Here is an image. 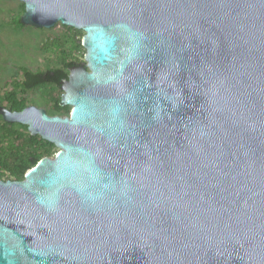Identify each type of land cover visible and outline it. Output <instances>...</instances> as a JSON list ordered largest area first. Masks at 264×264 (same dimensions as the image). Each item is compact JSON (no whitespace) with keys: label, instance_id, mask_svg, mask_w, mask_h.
<instances>
[{"label":"water","instance_id":"1","mask_svg":"<svg viewBox=\"0 0 264 264\" xmlns=\"http://www.w3.org/2000/svg\"><path fill=\"white\" fill-rule=\"evenodd\" d=\"M21 1L86 54L69 115L0 104L60 148L0 176V264H264V0Z\"/></svg>","mask_w":264,"mask_h":264},{"label":"trees","instance_id":"2","mask_svg":"<svg viewBox=\"0 0 264 264\" xmlns=\"http://www.w3.org/2000/svg\"><path fill=\"white\" fill-rule=\"evenodd\" d=\"M23 12H25V3ZM21 16L22 14H19L15 17V24L18 27L25 25L21 21ZM63 26L66 29L63 35L49 38V43L44 45L53 54H58L61 64L57 67H49L47 70H32L23 66L21 68L23 76L13 82V88L4 95V101L10 109L22 110L29 105L28 99L21 97V92L26 93L36 87L52 85L50 88L53 92L48 90L45 96L47 103L55 113L71 112V106L61 105L60 82L69 76L72 66L82 63L78 53L84 48L80 42L83 30L64 24ZM55 150L56 145L53 142L44 139L41 135H32L28 125L3 121L0 125V176L3 179L22 180L30 168L43 157L53 156Z\"/></svg>","mask_w":264,"mask_h":264},{"label":"rangeland","instance_id":"3","mask_svg":"<svg viewBox=\"0 0 264 264\" xmlns=\"http://www.w3.org/2000/svg\"><path fill=\"white\" fill-rule=\"evenodd\" d=\"M23 7L24 2L21 0H0V104L7 105L4 95L13 88V82L23 76L21 72L23 66L32 70H47L49 67H57L61 64L58 54H53L44 45L49 43V38L63 35L66 31L65 27L60 22L51 28L28 24L18 27L15 24V17L24 13ZM84 35L83 30V34L80 35L82 45ZM85 54L84 47L78 53L82 61L85 60ZM50 86L36 87L26 93L21 92L20 95L28 99L29 105L44 107L49 113L54 114L55 110L47 103L45 97L48 90L53 92ZM60 94L62 96L63 90ZM3 121L6 120L2 116L0 125ZM59 149L56 146L55 154L51 157H54Z\"/></svg>","mask_w":264,"mask_h":264},{"label":"clouds","instance_id":"4","mask_svg":"<svg viewBox=\"0 0 264 264\" xmlns=\"http://www.w3.org/2000/svg\"><path fill=\"white\" fill-rule=\"evenodd\" d=\"M72 168H78L80 165L78 162H72L70 165ZM89 171H91V169H87ZM41 203H43V201H40ZM50 209H51V204L49 205Z\"/></svg>","mask_w":264,"mask_h":264},{"label":"flooded vegetation","instance_id":"5","mask_svg":"<svg viewBox=\"0 0 264 264\" xmlns=\"http://www.w3.org/2000/svg\"><path fill=\"white\" fill-rule=\"evenodd\" d=\"M69 73H70V70H69ZM61 86V85H60ZM62 89V88H61ZM1 105H4V106H6V107H8L7 105H5V104H1ZM9 108V107H8ZM1 114V113H0ZM51 114V113H50ZM55 114H59V115H62V116H65V115H69L70 113H65V112H63V113H54V114H51V115H55ZM2 115V114H1Z\"/></svg>","mask_w":264,"mask_h":264}]
</instances>
